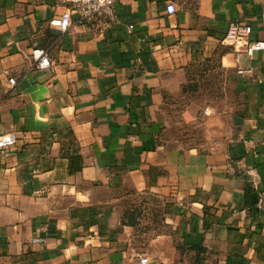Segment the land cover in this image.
Here are the masks:
<instances>
[{"label":"crops","instance_id":"crops-1","mask_svg":"<svg viewBox=\"0 0 264 264\" xmlns=\"http://www.w3.org/2000/svg\"><path fill=\"white\" fill-rule=\"evenodd\" d=\"M67 13L66 32L50 25ZM116 13L106 25L61 0H0V136L16 137L0 153V264H140L152 251L124 222L130 191L158 199L159 261L264 264V49L224 42L238 20L264 41V0H119ZM213 57L243 111L207 145L166 142L172 96Z\"/></svg>","mask_w":264,"mask_h":264},{"label":"rangeland","instance_id":"rangeland-1","mask_svg":"<svg viewBox=\"0 0 264 264\" xmlns=\"http://www.w3.org/2000/svg\"><path fill=\"white\" fill-rule=\"evenodd\" d=\"M236 75L222 67L218 58H208L195 63L187 74L181 92L172 96L167 111V128L163 139L181 147L207 145L213 130L224 133L228 124L243 111L242 95ZM214 132V131H213ZM217 135V133H213ZM213 141V137H212ZM123 212L135 223L139 246L152 251L159 261L163 252L153 235L162 226L161 207L152 195L124 192Z\"/></svg>","mask_w":264,"mask_h":264},{"label":"built area","instance_id":"built-area-1","mask_svg":"<svg viewBox=\"0 0 264 264\" xmlns=\"http://www.w3.org/2000/svg\"><path fill=\"white\" fill-rule=\"evenodd\" d=\"M119 0H61L63 3L71 4L72 11L78 12L81 21L91 19L96 16L100 18L106 25H111L117 21L116 3ZM167 11L169 14L177 12V7L174 3L168 4ZM50 25L63 32H66L72 25L71 15L65 14L62 18L55 17L51 19ZM133 26H130L132 29ZM252 32L251 26L245 24L243 21L232 22L228 28L224 42L232 46L237 54L242 50L249 56L254 52L264 49V41L251 42L250 34ZM32 59L35 65L40 69L49 68L52 63L49 54L46 50L37 48L32 52ZM248 70H239V74H245ZM12 85L16 84L15 79H10ZM16 144V137L13 134H5L0 136V153H6L9 148ZM140 264H167L164 261H153L147 254L139 257Z\"/></svg>","mask_w":264,"mask_h":264},{"label":"trees","instance_id":"trees-1","mask_svg":"<svg viewBox=\"0 0 264 264\" xmlns=\"http://www.w3.org/2000/svg\"><path fill=\"white\" fill-rule=\"evenodd\" d=\"M127 216H128V215H127V212H125V213H124V217H125L124 222H125L127 225H131V226L136 227L137 225H136L135 223L131 222L130 220H128Z\"/></svg>","mask_w":264,"mask_h":264},{"label":"water","instance_id":"water-1","mask_svg":"<svg viewBox=\"0 0 264 264\" xmlns=\"http://www.w3.org/2000/svg\"><path fill=\"white\" fill-rule=\"evenodd\" d=\"M254 197H256V195L254 194Z\"/></svg>","mask_w":264,"mask_h":264}]
</instances>
